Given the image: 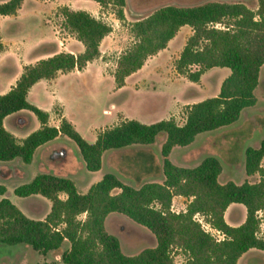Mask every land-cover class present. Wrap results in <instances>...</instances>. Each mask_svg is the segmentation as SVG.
<instances>
[{"label": "trees", "instance_id": "obj_1", "mask_svg": "<svg viewBox=\"0 0 264 264\" xmlns=\"http://www.w3.org/2000/svg\"><path fill=\"white\" fill-rule=\"evenodd\" d=\"M94 1L101 8L110 6L117 19H124L126 0ZM21 2H0V15L16 13ZM256 2V9L242 2L216 0L191 6L164 4L133 21L130 32L134 41L118 57L113 72L117 87L141 68L149 56L165 48L183 25L190 26L192 33L173 62L175 70L194 82L215 66L227 67L230 73L222 80L217 95L185 105L182 124L172 116L149 124L124 119L100 131L94 142H88L64 117L58 127L48 125V113L27 100L29 88L39 79L53 78L57 72L81 70L99 57L101 40L112 30L109 23L88 11L61 6V26L73 33L84 49L76 54L60 51L25 65L15 84L0 94V161L19 158L29 163L37 147L62 134L76 144L85 167L97 171L104 151L152 144L164 133L160 149L164 179L136 187L108 171L83 193L68 177L40 172L16 186L14 193L21 197H45L50 201L49 211L44 218H31L2 197L0 243H25L46 255L67 240L69 247L61 254L63 264H176L174 249L185 255L181 264H237L248 249H264V237L259 235L264 219V138L258 146L244 149V171L247 175L257 174L255 182L220 183L222 165L214 155H205L194 166H180L168 158L174 146H187L200 133L231 125L242 110L255 105L254 91L264 64V0ZM2 49L0 42V52ZM21 109L31 111L41 126L18 139L5 129L3 119ZM3 190L0 187V193ZM175 195L191 198L184 211L171 210ZM233 202L246 209L245 220L237 226L224 219L225 209ZM111 212L123 214L147 228L155 237V245L136 254H125L118 236L105 226ZM259 212L263 215L258 216ZM83 213L84 219H79ZM196 215H201L224 238L217 240Z\"/></svg>", "mask_w": 264, "mask_h": 264}, {"label": "rangeland", "instance_id": "obj_2", "mask_svg": "<svg viewBox=\"0 0 264 264\" xmlns=\"http://www.w3.org/2000/svg\"><path fill=\"white\" fill-rule=\"evenodd\" d=\"M74 1L79 3V7L81 8L92 6L93 4L91 3H95L94 0ZM207 1L215 0H127L124 6L123 20L117 19L110 6L101 8L102 10L98 13L99 18L109 24L115 23V31L111 36L112 38L107 41V43L111 44L110 48L106 46L105 42L101 46L103 60L107 63V68H114L115 70L118 57L132 45L134 39L130 32V26L133 21L146 16L155 8L164 4L191 6ZM216 1L242 2L252 9H256L257 6L256 0ZM63 2L65 1L56 0L44 4L43 0H23L17 14L0 15V33L3 37L6 40L12 37L24 39V43L21 42L19 46H14V49L9 53L10 57L6 59L5 66L0 69V90L14 74L17 64V50H19L18 53L23 55V57H30L29 52L33 50L32 48L38 43L37 40L46 31L41 16L38 15L39 10H46L48 6H52L55 3L61 4L53 8V11L48 14V22L57 30L62 40L55 42L54 49L57 50L59 47H66L69 50H78V42L75 35L61 26L62 17L59 13V8ZM69 2L71 3L70 0ZM181 38L182 34H179L176 40H181ZM49 47L50 45H45L44 43L38 48L43 49ZM174 60L173 57L167 59V56L163 55L160 57L159 65L172 68L174 67ZM227 72H230V69L227 67H212L207 73L206 80L213 83V78L216 77L218 79ZM155 78L154 75L147 76L148 80H155ZM60 79L63 80H60L62 84L68 81L80 84L79 90L81 96L78 99H73L71 95L66 94L69 99L68 114L75 121L77 127L75 129L88 142H94L100 131L113 126L116 109L111 107V104L118 105L122 102L127 114L135 116V111L137 110V104L135 102L124 99L126 96L123 97L110 93L111 87L114 85V79L112 77H105L99 80L91 73L84 75L72 73ZM259 79L260 81L255 91V95L257 96V103L255 105L257 110L254 114L255 119H249L247 116L239 120V122L232 124V126L230 125V127L226 126L228 128L222 129L207 140L206 151L202 147H199L184 156L178 152L179 150H174L170 159L174 162L193 165L199 162L205 155H214L220 160L222 165V171L218 180L220 183H225L228 180L237 184L245 180L250 182L257 181V174L247 175L244 171V149L247 146L259 144L264 138V64L260 68ZM148 84L151 85L150 82ZM192 91L193 89H187L185 94H191ZM39 98H42V96L39 95ZM143 99L153 105L143 109L148 114L147 117L142 118L146 123L163 119L167 111L170 110V106L160 103L158 96L153 93H146ZM184 110L185 105L181 107L177 114L172 116L178 124L184 122ZM107 111L110 114H107ZM27 113L29 115V123L24 130L25 132L33 130L37 122L35 115L31 111H27ZM164 139L165 134H159L155 141L148 146L150 147L148 150H145L141 145L110 149L103 158L101 168L97 171H90L85 167L76 144L67 136L61 135L59 140L63 142V145L59 149L60 155H54V160L48 163L47 169H43L33 161L29 163L20 161L17 167L11 169L9 165L13 164V160L0 161V187L4 189L3 193H0V199L2 197L8 198L23 213L31 218H44L50 209V201L38 194L26 197L18 196L14 193V188L30 181L39 172L47 170L51 174L66 176L72 179L78 190L83 193L108 170L114 172L124 183L134 184L137 187L148 179L158 178L159 167H162V161L160 159V164H158V158L161 155L159 148L161 149ZM200 151L201 153L199 154ZM207 151L208 154L205 153ZM145 159H150L151 161L150 170L146 172H144V169L147 167L144 166ZM116 191L117 189L113 190V192ZM60 196L62 198L65 197L63 193ZM174 203L176 204L177 202ZM235 208L238 213H242L241 207L236 206ZM84 217V213L78 216L79 219H84ZM196 217L198 221H204L203 217ZM105 226L109 232L119 237L121 249L125 254H136L145 247L155 245V237L147 228L136 224L131 219L128 220V217L126 218L123 214L117 213L108 216ZM68 247L69 243L65 240L58 250L50 251L47 255L43 256L25 243H0V264H63L61 254ZM258 253L262 260L261 264H264V251H259ZM172 256L174 262L178 263H181L185 259L184 253L177 249L172 251Z\"/></svg>", "mask_w": 264, "mask_h": 264}, {"label": "crops", "instance_id": "obj_3", "mask_svg": "<svg viewBox=\"0 0 264 264\" xmlns=\"http://www.w3.org/2000/svg\"><path fill=\"white\" fill-rule=\"evenodd\" d=\"M6 0H0V2H4ZM50 1H56V0H43V3L46 4ZM65 2L62 3V6H67L70 9L73 10H85L91 13L93 16L99 18V12L102 10L101 6L95 1V3L92 6H85V7H79V3L75 2L74 0H64ZM23 2V0H22ZM21 2V4H22ZM127 3V0H126ZM66 4V5H63ZM60 3H55L52 6H48V9L39 10L38 15L41 16V19L43 21L44 26L46 27V31L44 32L43 36L40 37L37 40V45H35L31 52H29L30 57H23L20 53H18L19 50H17L16 58H17V64L14 71V74L9 78L6 82V85L0 90V94L5 93L8 91L11 86H13L17 80V78L20 76V74L23 71V67L27 64H33L37 60L46 58L48 56H51L57 52L60 51H68L72 52L74 54L79 53L83 51L84 47L83 44L77 40L78 42V50L73 51L66 49V47L62 48L59 47L57 50L55 48V42L62 41L59 34L57 33V30H55L52 25L48 22V14L53 11V8H56V6H60ZM21 6V5H20ZM20 9V8H19ZM16 11L17 14L18 10ZM12 15V14H8ZM115 24V23H114ZM114 24H110L112 30L101 40L100 43V55L99 57L93 59L92 61L88 62L86 66L81 69H73L68 72H57V74L50 79H39L36 81L28 90L27 93V100L36 105L37 107L41 108L42 110L46 111L49 115L47 124L50 126L58 127L60 123V118L64 117L66 118L71 124L76 127L75 121L71 116L68 114V105H69V99L66 96V94L71 95L73 99H78L81 96V92L79 90L80 84H75L74 82L68 81L65 84L60 83V78H64L69 76L72 73L76 74H89L91 73L96 79H103L105 77H112L114 68H107L105 60H103V50L101 49L102 44L104 42L106 43V46L110 48L111 44L107 43L108 39L112 38V34L115 31ZM192 33L191 27L188 25H183L179 28L177 33L167 42V45L165 48L159 50L156 54L149 56L144 64L139 68L138 70L134 71L130 75H128L125 78L124 84L121 87H117L115 80L114 85L111 87L110 93H113L115 95H121L123 97L126 96V100H129L130 102H135L137 104V110L135 111V116L127 114V112L123 108L122 102L118 105L111 104V107L116 109L115 112V122L113 125L117 124L119 121L124 119H136L139 122L146 123L142 118L147 117L148 114L143 111L146 107H151V103H149L147 100L143 99L144 95L146 93H153L156 96H158V101L160 103L166 104L170 106V110L167 111V114L163 117V119H167L170 116H174L179 112L181 107L183 105L192 104L194 102H198L200 100H203L207 97L215 96L218 94L220 85L222 80L230 73H224L221 75L218 79L213 78L214 82L210 83L206 80L207 73L211 69L206 70L201 76L200 79L196 82L189 80L186 76L183 74L178 73L174 67H167V66H161L159 65L160 57L163 55L167 56V59L174 58L176 59L180 53V51L183 48V45L185 44L186 38ZM182 34L181 40H176L178 38V35ZM64 37V36H63ZM62 37V38H63ZM21 40V41H20ZM0 42L3 45V49L0 52V69H2L6 64V59L10 57L9 53L14 49V46H19L20 43H24V39H19L17 37L8 38L7 40L3 37V35L0 33ZM48 44L50 45L49 48H38L41 44ZM22 48V47H20ZM32 53V54H31ZM148 75H154L156 78L155 80H148ZM63 81V80H62ZM61 81V82H62ZM260 81V79H259ZM148 82L151 83V85L148 84ZM187 89H193L191 94H185V91ZM256 91V89H255ZM254 91V93H255ZM39 95L42 96V98H39ZM257 98V96H256ZM137 100V101H136ZM43 101V102H42ZM45 103V104H44ZM257 103V100H256ZM255 103V105H256ZM251 106L249 108H245L242 110L239 119L236 122H239V120L249 117V119H255V112L256 107ZM153 106V105H152ZM26 109L18 110L14 113L8 114L3 119V126L6 130L11 132L16 138L23 139L26 137L29 133L32 131L40 128L41 123L36 117L37 122L35 123L33 130L24 131L29 123V115L27 113ZM107 114H110L107 111ZM234 122V123H236ZM232 123V124H234ZM149 124V123H147ZM231 124V126H232ZM230 127V125H229ZM228 128L226 126L221 127L216 130H212L209 132H203L196 136L195 140L187 145V146H180L177 148V146H174L169 155L168 158L171 160L170 156L174 152V150H179L178 152L182 155H187L192 152L193 149L196 148H203L206 151V142L207 140L214 136L216 133L220 132L222 129ZM62 134H59L57 137H55L53 140L48 141L39 147L36 148L33 158L31 162H35L37 165L42 167L43 169L48 168V163L52 160H54V155L59 154V149L62 147L63 142L59 140ZM151 144L141 145L143 148L148 150ZM258 146L255 145L254 147ZM112 150V149H111ZM160 152V148H159ZM108 153V150L104 151L102 154V162L104 156ZM161 153V152H160ZM201 151L199 152V154ZM208 154V151L205 152ZM60 155V154H59ZM161 155L158 158V161H162ZM145 165L147 166L144 169V172L150 170L151 161L150 159H145ZM10 161V160H9ZM21 160L19 158L13 159V164L9 165L11 169H14L19 165V162ZM160 161L158 164H160ZM172 161V160H171ZM173 163L180 165V166H194L197 163L193 165H187L184 163ZM159 174L158 178H151L148 179L145 182H159L161 183L164 179V176L162 174V167H159ZM112 172L111 170H108ZM106 171V172H108ZM46 173H50L49 170L44 171ZM40 173V172H39ZM114 173V172H113ZM161 173V174H160ZM148 174V172H147ZM161 175V176H160ZM103 176V175H102ZM102 176L99 177V180L102 178ZM220 176V174H219ZM218 176V180H219ZM66 177V176H65ZM72 180V179H71ZM97 182V181H96ZM76 185V184H75ZM133 186H136L134 184H130ZM32 196V195H30ZM191 198L184 197L181 195H175L172 198V202H177L176 204L172 203L171 209L172 211L179 212L184 211L186 208V204L190 201ZM236 206H239L242 208V213H238L236 210ZM49 211V210H48ZM237 212V215H236ZM113 214H117L116 212H111L107 215L105 219V225L108 216H112ZM263 215V212H259L258 216ZM201 216V215H197ZM202 217V216H201ZM246 217V209L245 206L241 203H230L227 208L224 211V219L225 221L232 226H237L241 224ZM127 218V217H126ZM129 220V218H128ZM203 224H208L207 222H203ZM141 226V225H140ZM144 227V226H142ZM212 234L211 229H206ZM259 235L264 237V219H261L260 222V230ZM119 238V237H118ZM120 240V239H119ZM121 244V242H120ZM259 251H264V249H257V248H250L246 252H244L237 260V264H261V257L259 256ZM50 252V251H49ZM47 255V254H46ZM45 256V255H43ZM185 256V255H184ZM184 261V260H183ZM182 261V262H183ZM181 262V263H182ZM176 264H181L178 262H175Z\"/></svg>", "mask_w": 264, "mask_h": 264}, {"label": "built area", "instance_id": "obj_4", "mask_svg": "<svg viewBox=\"0 0 264 264\" xmlns=\"http://www.w3.org/2000/svg\"><path fill=\"white\" fill-rule=\"evenodd\" d=\"M197 216V215H196ZM197 218V217H196ZM201 222L202 226L205 228V229H211L212 230V235L217 239V240H221L224 238V235L217 229L215 228H212L209 224H203L204 221H199Z\"/></svg>", "mask_w": 264, "mask_h": 264}]
</instances>
